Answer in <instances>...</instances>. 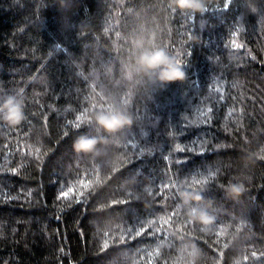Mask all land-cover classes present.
<instances>
[{
    "label": "trees",
    "instance_id": "16d2710c",
    "mask_svg": "<svg viewBox=\"0 0 264 264\" xmlns=\"http://www.w3.org/2000/svg\"><path fill=\"white\" fill-rule=\"evenodd\" d=\"M137 43L166 47L186 79L147 83ZM7 94L26 118L0 124V264H185L193 243L201 264H264V0L195 17L169 0H0ZM113 105L134 123L77 154L76 137L107 136L90 120ZM183 189L203 192L212 230Z\"/></svg>",
    "mask_w": 264,
    "mask_h": 264
},
{
    "label": "clouds",
    "instance_id": "9594fccd",
    "mask_svg": "<svg viewBox=\"0 0 264 264\" xmlns=\"http://www.w3.org/2000/svg\"><path fill=\"white\" fill-rule=\"evenodd\" d=\"M169 6L173 12L195 17L203 15L208 10V0H169ZM137 51L134 56L135 72L146 78L147 83L154 87L164 88L169 84L186 79L184 65L172 56L164 46L152 44L145 46L137 43ZM24 102L15 94H7L0 102V124L16 127L25 120ZM134 123L131 115L118 106H111L106 110L94 113L90 124H95L102 129L107 136L101 138L82 134L73 142V149L77 154L93 156L99 152L104 140L112 135H119L124 129ZM246 191L242 180L229 182L224 186L225 198L239 201ZM177 195L182 205L187 208V215L191 222L202 226V231L212 230L215 224V216L207 209L201 207L204 201L202 191L183 189L178 190ZM181 255L185 257V264H201L202 250L195 243L182 249Z\"/></svg>",
    "mask_w": 264,
    "mask_h": 264
},
{
    "label": "snow or ice",
    "instance_id": "6c2138e0",
    "mask_svg": "<svg viewBox=\"0 0 264 264\" xmlns=\"http://www.w3.org/2000/svg\"><path fill=\"white\" fill-rule=\"evenodd\" d=\"M79 127V126H78ZM206 183V182H205Z\"/></svg>",
    "mask_w": 264,
    "mask_h": 264
}]
</instances>
